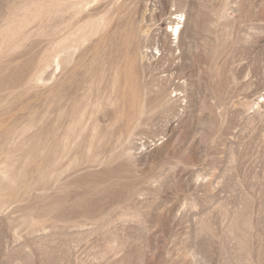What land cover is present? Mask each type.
Listing matches in <instances>:
<instances>
[{
  "label": "rangeland",
  "instance_id": "obj_1",
  "mask_svg": "<svg viewBox=\"0 0 264 264\" xmlns=\"http://www.w3.org/2000/svg\"><path fill=\"white\" fill-rule=\"evenodd\" d=\"M0 264H264V0H0Z\"/></svg>",
  "mask_w": 264,
  "mask_h": 264
}]
</instances>
